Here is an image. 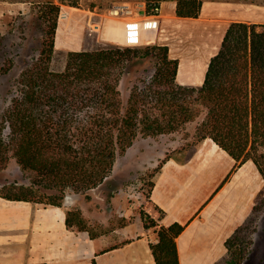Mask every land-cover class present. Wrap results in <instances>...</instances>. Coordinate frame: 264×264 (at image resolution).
Segmentation results:
<instances>
[{
	"label": "trees",
	"instance_id": "1",
	"mask_svg": "<svg viewBox=\"0 0 264 264\" xmlns=\"http://www.w3.org/2000/svg\"><path fill=\"white\" fill-rule=\"evenodd\" d=\"M177 1L178 15L186 17L198 16L204 2ZM62 3L79 6V0H46L31 18L41 33L36 55L25 60L17 92L0 118L10 128L7 139L0 132V175L12 152L31 183L11 182L1 196L46 206L63 205L68 193L90 198L94 188L112 197L120 154L140 136L174 132L199 118L198 140L211 137L238 163L254 160L264 177L263 23L232 22L203 84L188 85L177 79L179 59L161 43L69 50L65 66L55 69ZM141 74L126 96L120 87L125 76ZM262 212L264 199L227 239L228 252L216 264L244 263ZM142 214L147 228H157L151 244L157 264H181L177 237L185 225L159 224ZM67 224L92 238L106 232L79 206L67 210Z\"/></svg>",
	"mask_w": 264,
	"mask_h": 264
},
{
	"label": "crops",
	"instance_id": "2",
	"mask_svg": "<svg viewBox=\"0 0 264 264\" xmlns=\"http://www.w3.org/2000/svg\"><path fill=\"white\" fill-rule=\"evenodd\" d=\"M131 1L116 0L110 6ZM161 1L160 29L137 28L135 34L140 43L156 41L158 36L190 39L183 52L176 50L175 43L167 44L172 57L179 59L177 79L182 84H203L210 60L220 50L232 22L264 24V0H204L200 14L193 17L178 15L177 0ZM100 13L98 7L88 11L62 3L56 49H84L89 33L116 40L119 21ZM99 21L101 31L93 27ZM196 129L148 136V145L134 143L128 148V172L153 170L152 185L145 197L115 193L111 199L113 225L96 238L67 224V210L74 206L90 222H111L102 217L95 194L90 198L76 194L61 206L0 195V264H94L95 260L101 264L102 256L133 248L141 241L150 253L146 261L157 264L151 248L158 240L157 228L145 226L142 210L159 224L185 225L177 237L181 264H216L228 252L227 239L258 203L264 177L254 160L238 163L211 137L194 140ZM116 169L117 161L113 174ZM132 250L136 260V249Z\"/></svg>",
	"mask_w": 264,
	"mask_h": 264
},
{
	"label": "rangeland",
	"instance_id": "3",
	"mask_svg": "<svg viewBox=\"0 0 264 264\" xmlns=\"http://www.w3.org/2000/svg\"><path fill=\"white\" fill-rule=\"evenodd\" d=\"M43 1L46 0H0V118L3 113V109L11 102L12 97L17 92L14 84L16 78L26 66L25 60H29L36 55L35 48L38 46L39 36H41V33L39 30L31 27V18L37 14L39 5H41L40 3H43ZM113 1L116 0H79V6H71L87 9L88 11L98 7L99 11L104 12L107 7H110ZM256 1L262 2L263 0ZM85 39V48H97L108 44H115V42L109 41L101 36H97L95 33L87 34ZM159 42H161V44H168L170 42L175 43L177 51H182V49L185 51L188 44L191 43L190 39L185 36H162ZM68 51L69 50L64 49L56 50L52 62V66L55 69H61L65 66ZM143 75L145 76V74L138 75V77H136V75H126L120 85L122 92L127 96L133 82ZM200 119L201 118L197 121L191 122L189 125L186 124L174 132H183L188 128L194 130L196 129ZM0 132L6 139L10 133L9 126L2 123L1 119ZM186 133L188 134L190 132L187 131ZM145 138L146 137L140 136L134 142L135 145L137 147L141 145H148V141H145ZM196 139L197 129L194 140ZM8 157L9 160L2 169V174L0 175V181L6 182L7 185L3 186V184H0V191H5L6 187L9 186L11 182L19 181L24 184L31 183L30 173L23 171L12 152L8 153ZM127 163L128 156L120 154L117 159L116 173L112 175V178H116L119 181L113 194H132L133 198H136L139 194L140 196H147L150 188V175L153 170L137 169L132 170L130 173L127 169ZM90 192L95 194V197L99 201L98 205L102 209L101 212H103L102 217H108L111 220L109 224L102 223L100 220H96L93 224H99L106 230V232H108L115 220L112 217L114 214L111 204L112 197L110 196L108 198L106 195V192H109V190L106 191L94 188ZM263 199L264 189L260 190L258 202H261ZM118 217L120 219H117V222L121 223V216L118 215ZM253 237L254 241L250 256L243 264H264V212H262L258 218L257 231L254 233ZM132 249H136L137 256H139H136V260L133 257L134 251ZM148 255H150V253L146 250V242L141 241L133 248H128L125 251H119L102 256L100 258V263L110 264V261H117L122 264H150L146 261Z\"/></svg>",
	"mask_w": 264,
	"mask_h": 264
},
{
	"label": "built area",
	"instance_id": "4",
	"mask_svg": "<svg viewBox=\"0 0 264 264\" xmlns=\"http://www.w3.org/2000/svg\"><path fill=\"white\" fill-rule=\"evenodd\" d=\"M162 11L161 0H133L131 2L116 3L101 12L103 18H113L119 21L118 36L116 40H109L118 45H140L139 36L135 34L137 28L144 30H159ZM102 21L94 24V29L102 30ZM139 24V26H136ZM162 36L156 41L147 43H161ZM146 43V44H147Z\"/></svg>",
	"mask_w": 264,
	"mask_h": 264
},
{
	"label": "water",
	"instance_id": "5",
	"mask_svg": "<svg viewBox=\"0 0 264 264\" xmlns=\"http://www.w3.org/2000/svg\"><path fill=\"white\" fill-rule=\"evenodd\" d=\"M75 195H76V194H70V193H68L65 199H68V198H69V200H70V199H71L72 197H74Z\"/></svg>",
	"mask_w": 264,
	"mask_h": 264
}]
</instances>
